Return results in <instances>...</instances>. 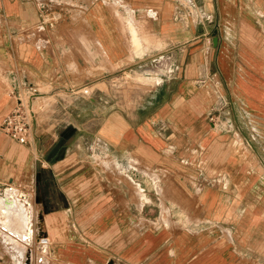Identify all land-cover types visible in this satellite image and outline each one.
<instances>
[{"label": "crops", "instance_id": "0c3cea01", "mask_svg": "<svg viewBox=\"0 0 264 264\" xmlns=\"http://www.w3.org/2000/svg\"><path fill=\"white\" fill-rule=\"evenodd\" d=\"M67 1L36 25L39 0H0V124L36 108L28 144L0 130V264L28 224L60 264H264V0ZM128 63L150 84L109 102Z\"/></svg>", "mask_w": 264, "mask_h": 264}, {"label": "rangeland", "instance_id": "374dc122", "mask_svg": "<svg viewBox=\"0 0 264 264\" xmlns=\"http://www.w3.org/2000/svg\"><path fill=\"white\" fill-rule=\"evenodd\" d=\"M92 1V0H91ZM116 2L117 0H103L104 7L107 12V16L110 17L113 21V14L115 13V7H116ZM39 7V10L42 11V14H39L36 16L37 23L35 20L32 22L33 28L30 31L26 32V37L29 39H39L40 34L36 32L37 27L36 25H39V23H46L47 25H54L55 23L58 22H65V9L66 6H70L71 4L67 0H39L37 3ZM118 15V14H117ZM34 19V17H33ZM128 22V23H127ZM126 22V26L129 28V21ZM36 23V25L34 24ZM127 28V32H124L125 37L128 40L127 33L129 29ZM35 29V30H34ZM41 33H46L45 31H41ZM48 34V33H47ZM154 66H156V61L153 63ZM107 69L113 70V66L107 63ZM142 70L139 71L138 68L132 67L129 65H123L122 68V77L114 80L113 79V72H111L110 75H108L110 72H107V78L105 80L106 86L104 87V90L106 92V98L109 100V102H113L116 96V99L121 98L122 102H129L131 98H136V91L137 89H140L139 86L144 85V84H150V82L147 81H142L138 79V76H142L141 73ZM92 74V73H91ZM119 75V74H118ZM145 75V74H144ZM85 88V89H84ZM96 89L97 86L90 83L88 86H85L83 88H80L81 94H90L92 90ZM83 90V91H82ZM83 92V93H82ZM95 92V90H94ZM94 92L92 94H94ZM121 94V96H120ZM134 94V95H133ZM41 105V103H40ZM36 111V108H34ZM10 187L14 190L13 192L17 195L24 194L26 198H30L32 202L34 203V197H35V191H34V184L33 182L28 181V183H23V182H16L15 184H12ZM19 197V196H18ZM13 198V197H12ZM17 198V197H16ZM20 199H23L19 197ZM9 199V198H8ZM64 202V201H63ZM35 211H39L40 207H36L34 205ZM46 210H52L55 209L53 207H46ZM61 210H64L65 208H60ZM36 212V213H37ZM32 224H28L30 227L29 229V235L30 239L27 240V248H28V253L27 256H25V249L21 247V249L24 251V254L21 255L22 261L20 262L21 264H25V261L27 262L26 264H58L59 261L57 260V257L59 256L51 254L48 252L47 255L40 256V249L39 246L42 244L40 243V236L37 234L34 236L33 240L31 241L32 238V231L33 227L31 228ZM38 233L40 234L39 230ZM3 236V235H2ZM2 236H0V249L5 246L9 247L12 242H6L5 240L2 239ZM38 237V238H37ZM31 241V243H30ZM76 242L80 243L81 239L75 240ZM16 243V240H15ZM30 243V244H29ZM3 248V251L5 254H8L7 248ZM2 250V249H1ZM22 254V253H20ZM4 261L6 264H16L13 260L14 257L12 255H6L3 257ZM9 260V261H8ZM3 261V262H4ZM9 262V263H8ZM23 262V263H22ZM60 264V263H59Z\"/></svg>", "mask_w": 264, "mask_h": 264}, {"label": "built area", "instance_id": "2783aa9c", "mask_svg": "<svg viewBox=\"0 0 264 264\" xmlns=\"http://www.w3.org/2000/svg\"><path fill=\"white\" fill-rule=\"evenodd\" d=\"M34 110L31 99H17L12 110L0 124V130L18 144H28L33 133ZM27 199L24 194L19 195ZM42 245L48 244V239L41 238Z\"/></svg>", "mask_w": 264, "mask_h": 264}, {"label": "bare ground", "instance_id": "6f19581e", "mask_svg": "<svg viewBox=\"0 0 264 264\" xmlns=\"http://www.w3.org/2000/svg\"><path fill=\"white\" fill-rule=\"evenodd\" d=\"M127 34H128V37H129L130 36V31H128ZM18 196H16V197L19 198L20 196L19 197ZM8 197H10V196H8ZM13 200H14L13 198H9V199H2V201H1V205H2L3 210H7L8 214H11L12 212H16L17 208L14 207V205H16V204L12 202ZM20 200L24 201L26 199H20Z\"/></svg>", "mask_w": 264, "mask_h": 264}]
</instances>
